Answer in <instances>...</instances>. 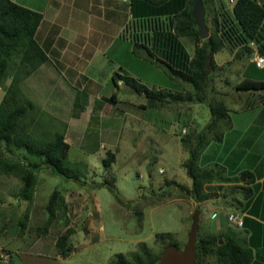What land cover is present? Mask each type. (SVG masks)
Instances as JSON below:
<instances>
[{
	"label": "rangeland",
	"instance_id": "rangeland-1",
	"mask_svg": "<svg viewBox=\"0 0 264 264\" xmlns=\"http://www.w3.org/2000/svg\"><path fill=\"white\" fill-rule=\"evenodd\" d=\"M190 1L187 0L188 6L186 5L185 8L183 6L182 11L177 15L188 10ZM202 1L208 38L212 37L220 44V48L213 53L212 64L202 90L195 89L177 73L172 72L160 54L154 50H151V55L144 49L133 52L132 36L137 33L134 29L131 30V34L128 31L122 32V20L124 22L128 19L127 13L126 16L119 15L117 20L115 16L112 19L108 16L107 7L90 13L87 4L82 1L78 3V0L76 7L65 3V14L75 18L73 29L78 33L80 40L77 49L81 44V47L85 46L87 52L91 53L92 49L113 43V37L117 40V45L123 43L121 38L125 39L132 47L133 62L130 76H118L124 82L125 93L131 91L138 101L145 93L158 94L156 96L158 99L153 104L146 98L142 100L147 105L142 116L147 124L136 122L131 126L134 120L130 124V119H126L124 126L123 124L116 126L114 135L105 138L88 135L87 140L85 139L89 142L86 148L79 152L74 146L69 151L64 161L69 162L68 168L86 183L83 186L74 182L65 184L64 180L55 178L44 165L40 154L52 141L54 135L64 127V116H58L56 122L45 119L48 114L55 112L50 107L47 108V112L40 115L42 101L33 98L34 93L27 85L28 74L33 70L25 59V47L18 46L6 50L3 59L1 58L6 63V67L5 76L0 81V107L3 103L9 110L29 103L32 106L14 125V130L8 133L10 143L1 142L2 155L9 160L20 161L23 167L37 165L43 168L36 174L34 189L29 198L22 200L19 197L22 187L21 172L17 170L9 174L4 172L3 166L0 165V179L1 177L9 179L7 185L0 180V231H6L5 234L8 233L11 239L21 238L23 234L27 245L31 246L45 236V242H40L33 249V252H38L40 255L29 257L26 261L28 264H117L119 254L124 256L127 263L136 264L135 259L146 253L160 257L167 244L171 242L176 243V247L182 250L187 242L191 217L194 213L191 206L192 181L187 176L184 166L190 158V153L193 150L198 153L196 147L199 143H203L204 146L199 148V156L193 163L194 172L208 173L209 178L214 181H223L225 174L219 169L220 167H211L210 164L205 163V159L220 154L215 148L216 145L211 142L220 140L232 121L235 128L232 132L227 130V150L225 146L222 147L224 154L232 160L234 155L229 156V153L236 150L238 157L234 162L246 168L253 167L259 159V153L264 150V102L246 109L245 101L249 94L237 88L240 82V64L243 62L244 65L248 57L246 49L250 50L256 44L232 43L237 40L240 31L236 21L235 31L228 32L226 36L231 40H223L221 33L217 31V27L223 28L222 15L225 14L234 21L232 8L236 0ZM121 6L123 10V4ZM176 16L170 14L154 17L152 20L176 34L190 60L195 59L197 48L201 47L208 38L201 39L199 35L198 39L193 36H181L177 31L180 23ZM148 24L142 32L140 31L142 35L137 42L150 49L147 38L153 31L152 28L147 27ZM195 28L197 31L196 26ZM258 54L263 56L259 52ZM139 59L143 63L140 64ZM83 63L84 61H81L79 64ZM80 68L78 65V70ZM113 69L117 71L118 66L110 68L112 71ZM58 70L60 69H54L50 79H54L60 88L61 82L56 75ZM191 71L188 76L193 77L196 70ZM127 79L129 82H126ZM130 84L142 87L141 94L132 89ZM257 93H260L259 96H264V91ZM66 99L63 96L58 99L63 109L68 104ZM241 101L245 108L243 112L239 110ZM118 108L124 110L126 106L119 105ZM211 109H214L217 115H212ZM57 112L60 114L59 111ZM194 118L196 120L192 122ZM118 119L122 123V120ZM197 121L199 125L196 124ZM238 122L244 127H236ZM218 123L222 124L219 126ZM242 138L244 141L242 148L245 153L240 155L239 148L235 149V141H242ZM99 141L116 148L101 146L104 149L98 151ZM258 142L261 145L256 147ZM208 144L210 150L205 159H201L204 147ZM25 146L28 149H25ZM262 153L260 163H262L261 168L264 169V151ZM115 157H117L116 162L104 166V159L112 162ZM6 190L10 193L3 196ZM54 190L60 192L67 210L65 214L51 219L46 206ZM214 190L219 189L214 187ZM140 192L143 194L141 195ZM200 193L203 200L211 197L204 196L203 185ZM201 212L208 218L211 211L201 209ZM202 217L204 215L201 214ZM199 228L201 230V224ZM67 229L74 231L71 237L72 246L68 257L62 258L55 249V242ZM200 230L197 233L198 239L202 237ZM161 234L170 237L159 238L157 235ZM0 246L6 247V251L1 252V260L7 254L11 259L17 252L12 249L15 248L14 245L5 246L4 241L1 240ZM206 260L211 261L213 258L199 259V264L205 263Z\"/></svg>",
	"mask_w": 264,
	"mask_h": 264
},
{
	"label": "crops",
	"instance_id": "crops-1",
	"mask_svg": "<svg viewBox=\"0 0 264 264\" xmlns=\"http://www.w3.org/2000/svg\"><path fill=\"white\" fill-rule=\"evenodd\" d=\"M10 1L42 15L34 40L46 55L47 61L28 74L27 85L28 89L34 93L33 98L37 101H42L40 107L42 112L40 115L47 112V108L50 107L55 112L47 113L48 115L45 119H52L56 122L58 116H64V127L59 130L58 134L63 135L64 142L70 147L69 151L74 146L79 152L86 148L89 142L85 141V139L87 140L88 135L91 137L99 135L103 138L108 137V135H114L115 130H117L116 126L121 124L124 126L126 119H130V124L134 120L131 126L136 124V122L147 124L142 118L147 108V105L142 101L145 95L140 96L138 101L135 99V94L131 91L125 93L124 82L122 78L118 77L131 75L130 71L133 63L132 47L125 39L121 38L123 43L117 45V40L113 37V43L109 45L104 43L105 47H97L95 50L92 49L91 53H88L87 48L85 46L81 47V44L77 49V44L80 43V40L78 33L73 29L75 18L70 15L68 17L64 12L65 3L66 5L68 3L73 4L76 7L78 0ZM81 1L87 4L88 12L90 13L107 7L108 16L111 19L115 16L118 20L119 15L124 14L126 16L125 13H127L128 19H125L124 22L122 20V32L131 19L130 0H79L78 3ZM256 1L261 5L264 3V0ZM121 4H123V10ZM255 48V45L250 48V54L246 58L247 61H245L244 65L243 62L240 64V82L246 77L254 80H264V71H262L264 68H258L254 62V59L260 56L258 50L255 51ZM81 61H84V63L79 64ZM138 62L140 64L143 63L141 59ZM78 65L81 67L80 70H78ZM116 65L118 66L117 71L114 69L113 71L110 70L111 67H116ZM54 69H60L56 73L57 77L59 76L58 80L61 82L60 88L54 79H50ZM60 96L67 98L68 104L65 109L58 102ZM119 105H125L126 108L124 110L119 109ZM68 107L69 110H67ZM243 107L244 104L241 101L239 106L241 112L245 109ZM118 118L122 120V123H120ZM195 120V118L192 119V122H195ZM197 122L196 124L199 125V121ZM221 124L218 123L217 125L220 126ZM237 126L244 127L241 122L236 123ZM234 128L235 124L230 121L227 130L232 132ZM227 130H225L220 140L217 139L216 142H211L216 145L215 148L219 150L220 154L209 156L210 159L208 160L205 159L206 154L210 150V143L204 147L201 155V159L204 158L206 164H210L214 168L220 167L219 169L225 174V179L221 182L213 180L205 183L203 185L204 196L211 197L204 198L200 202H196L193 198L191 206L195 211L197 206L202 205L201 207L199 206L201 230L198 224V231L200 230L202 233L201 238L217 237L219 244L220 241L222 244L226 238L225 236L229 235L245 251L251 254L252 260L250 264H264V169L261 168L262 163H260V156L263 155L262 152L264 150L259 153V159L253 167L239 166V164L234 162L238 157L236 150L233 153H229V156L234 155V158L230 160L231 158L224 154L222 149L225 146L227 150ZM140 132H142V129H140ZM243 138L241 139L242 141H235V149L239 148L238 153L240 155L245 153L242 148L244 144ZM260 145L258 142L256 147ZM101 146L104 148H116L108 143L99 141L98 151L104 149ZM116 161L117 157H115L113 162ZM0 180L6 185L9 181V179H3V177ZM59 180L61 181V179ZM67 183L65 182V184ZM214 187L219 190L213 191ZM8 193L10 191H4L3 196L8 195ZM140 193L141 195L143 194L142 192ZM201 209L203 211L207 209L211 211L208 218L201 212ZM201 214L204 217L201 218ZM213 215L215 216L213 217ZM229 215H236L241 218L242 226L238 227L230 223L228 221ZM30 217H32L31 214ZM5 233L6 231H0V240L4 241L5 246L14 245L15 248L12 249L17 250V252L7 250L15 252V255L7 263H4L1 260V252L6 251V247L0 246V264H28L26 261L29 257H38L40 255L38 252H33V249L40 242H45V236L40 238L38 243H34L31 246L27 245L23 234H21V238L11 239L7 235L8 233ZM207 257L209 259L213 258V260H206L202 264H222L214 260V256Z\"/></svg>",
	"mask_w": 264,
	"mask_h": 264
},
{
	"label": "trees",
	"instance_id": "trees-1",
	"mask_svg": "<svg viewBox=\"0 0 264 264\" xmlns=\"http://www.w3.org/2000/svg\"><path fill=\"white\" fill-rule=\"evenodd\" d=\"M195 1L191 0L188 10L177 15V13L182 11L183 6L184 8L186 5L188 6L187 0H130L131 19L123 32L128 31L131 34V30L134 29L137 33L132 36L134 53L144 49L151 55V50H154L160 54L172 72L177 73L195 89L202 90L206 75L212 64L213 53L220 48V44L216 43L212 37L208 38L201 47L197 48L195 59L190 60L185 47L177 35L152 20L154 17L169 16L170 14L177 15L176 19L180 23L177 28L179 34L181 36H193L198 39V33L191 18V8ZM222 16L223 28L217 27V31L221 33L223 40H231L230 37L227 39L226 36H228V32L233 33L235 31L234 22L236 21L240 31L238 32L237 40L232 41V43L234 45H243L246 42L255 43L258 52L264 56V43H262L264 41V5L259 4L256 0H236L232 8L234 21L225 14ZM41 20L42 15L40 13L15 4L10 0H0V81L5 76L6 63L2 59L6 50H12L18 46L25 47V59L33 71L47 61L46 55L34 40L35 32ZM146 24L153 31L147 38L150 43V49L143 47L137 42V39L139 41V38H141V32ZM246 53L249 55L250 50L246 49ZM192 69L196 70V73H194L193 77H190L188 74L192 72ZM126 82H129V80L127 79ZM130 86L138 94H141L142 87H137L136 84H130ZM237 88L249 94L245 101L246 108L264 102V96H259L260 93H257L264 91V80H254L246 77L237 85ZM156 96L158 94L145 93V98L151 104L158 99ZM5 106V103H3L0 107V119L2 120L0 121V165L3 166V171L6 173L10 174L17 170L21 172L22 188L19 197L22 200H27L34 189L36 174L43 168L37 165L23 167L20 161L6 159L2 155L1 142L10 143L8 133L14 130V125L28 113L32 105L29 103L13 110H9ZM210 111L212 115H217L214 109ZM218 114L221 115L220 113ZM203 146V143H199L196 147L198 153L193 150L190 153V158L184 164L187 176L192 181L191 193L196 202L203 200L200 193L202 185L213 181L207 175L208 173H196L193 170V163L199 156V148H203ZM25 149L28 148L25 146ZM69 149V145L64 142L63 135L55 134L52 141L46 145L40 155L43 157L44 165L51 171L53 176L62 181L64 180L63 182H74L79 186H83L86 183L81 181L77 173L75 174L72 169L68 168L69 162L64 161L67 158ZM111 158H113V155ZM112 162L103 160V164L106 167ZM46 209L51 219L66 213L67 205L58 190H54L50 195ZM196 210L199 211V207ZM73 234V230L67 229L57 237L55 249L62 258H66L69 255ZM157 236L163 239L167 238V236L170 237L163 234ZM225 237L221 245L217 237L199 238L196 244L197 264H199V259L202 260L207 256H214L216 261L222 264H250L252 260L251 254L245 251L231 236L226 235ZM168 246H177V244L171 242L166 247ZM159 259V256L146 253L137 257L135 261L136 264H159ZM117 264L130 263H127L124 260V256L119 254L117 256Z\"/></svg>",
	"mask_w": 264,
	"mask_h": 264
},
{
	"label": "water",
	"instance_id": "water-1",
	"mask_svg": "<svg viewBox=\"0 0 264 264\" xmlns=\"http://www.w3.org/2000/svg\"><path fill=\"white\" fill-rule=\"evenodd\" d=\"M191 18L197 27L201 39L208 38V30L205 23V10L202 0H196L191 11ZM199 224V211L195 210L191 217V226L187 234V242L182 250L176 246H168L159 259V264H197L196 244ZM221 244V241H220Z\"/></svg>",
	"mask_w": 264,
	"mask_h": 264
},
{
	"label": "built area",
	"instance_id": "built-area-1",
	"mask_svg": "<svg viewBox=\"0 0 264 264\" xmlns=\"http://www.w3.org/2000/svg\"><path fill=\"white\" fill-rule=\"evenodd\" d=\"M255 61V64H256V66L258 67V68H263L264 67V57H261V56H259V57H257V58H255L254 59ZM160 173H162V170H160ZM215 215H213V217H214ZM228 221L230 222V223H232L233 225H236V226H238V227H241L242 226V219L241 218H239V217H237L236 215H229L228 216ZM11 256L10 255H5V256H3L2 258V260L4 261V262H7V260L9 261V258H10Z\"/></svg>",
	"mask_w": 264,
	"mask_h": 264
}]
</instances>
